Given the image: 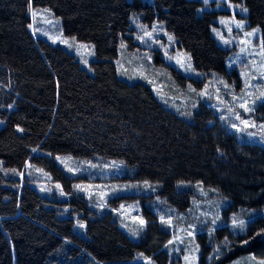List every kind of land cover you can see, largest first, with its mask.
Returning <instances> with one entry per match:
<instances>
[{"label":"trees","instance_id":"16d2710c","mask_svg":"<svg viewBox=\"0 0 264 264\" xmlns=\"http://www.w3.org/2000/svg\"><path fill=\"white\" fill-rule=\"evenodd\" d=\"M236 1L248 9V27H259L264 41V0ZM201 4L0 0V166L5 168L0 171V264H135L138 252L155 259L165 254L171 230L157 220L151 202H141L147 224L133 241L117 214L92 208L70 185L72 177L57 165V155L121 160L127 175L152 185L144 198L160 196L176 211L212 196L228 199L232 212L256 211L245 231L232 232L228 225L211 231L210 222L203 223L202 229L210 230L195 236L199 264H226L247 254L264 259V148L239 141L210 108L201 106L187 120L158 101L148 85L120 78L115 67L118 46L130 40V18L136 15L147 24L162 23L196 70L225 72L231 49L216 43L215 13L198 14ZM30 7L51 9L64 35L94 45L92 72L62 46L33 35ZM231 73L239 83L236 70ZM252 116L264 120V103ZM27 164L49 172L68 197L38 192L17 174Z\"/></svg>","mask_w":264,"mask_h":264},{"label":"rangeland","instance_id":"374dc122","mask_svg":"<svg viewBox=\"0 0 264 264\" xmlns=\"http://www.w3.org/2000/svg\"><path fill=\"white\" fill-rule=\"evenodd\" d=\"M196 1L202 3L198 7V14H202L204 11H212L215 13V18L213 19V24L211 25V34L216 43L225 49H231L225 64V72L198 71L194 68L192 59L191 64L195 71L191 73L184 71L179 67V65L175 64V61H169L165 57L163 49H161L158 44H152L151 41H149L148 44H151V47H149L148 44L141 43L140 40L136 38L137 36L143 34L141 32L140 25L147 26L148 30H151L152 26L155 24L162 25L161 34L155 37V39H158L161 42H167V36L163 35L164 32H167L170 35L173 34L166 30L162 23L154 22L147 24L139 20L136 15H132L130 20L134 32H132L131 38L128 42H123L126 45L125 48H121L122 42L119 44L117 49V57L114 60L118 76L129 83L141 82L148 85L158 101H160L165 107L171 109L175 113H178L180 116L185 117L189 121L193 120L192 114L201 106L210 108L215 114L217 121L228 131L235 133L239 141L258 144L264 148V129L256 127L248 128L243 131H236V129L232 128L231 125L237 124L243 127L240 125L239 120H236L231 116H229L227 120L221 119L222 116H228L226 110H220L224 109V105L213 107L212 105H217V100L214 96L209 98L201 97L196 94L197 92L203 90L205 85L210 81H214L215 79L219 78L229 84L230 89L224 88L221 84L214 83L210 91L214 90L215 88H220V94L222 98L229 103L232 102V95L229 94L230 91H234L237 96L243 95L245 77L242 75V73L247 70L249 71L250 75H255L256 73L252 72L253 65L251 64V61L253 59L259 61L260 58L258 56L254 57L247 54H241L240 49L243 46L236 41H233V43L229 45L223 44L212 31V29L215 28L221 31L225 38H230L227 28L224 24H221L220 21L230 20L233 16H235L237 21H243L244 31H252L253 29H257L259 27H248V9L247 12H242L240 8L235 7V5L239 4L243 8H246L239 1L208 0L207 4L204 3V0ZM229 3H231L232 7H229ZM33 13H35V15H33ZM29 15L31 18L30 30L35 37L43 38L52 44H58L62 46L76 57L81 67L92 72L90 64L96 59L93 44L81 42L73 37L64 35L61 28L60 18L47 7H30ZM232 36H235L238 39L243 38V32L237 29L234 24L232 25ZM54 39L55 42H53ZM63 40H67L68 44L63 43ZM258 40L262 41L260 31L258 33V38H253V45H256ZM169 51L172 54L183 52L187 55H190L186 50L178 46L176 37L175 44L169 49ZM249 51H251V49ZM145 54L150 55L152 58L150 65L144 59ZM85 61H87V64H85ZM140 65H145L144 71L148 79L141 78V76L137 73V69ZM232 69L236 70L239 83L232 75ZM213 74H215V76ZM149 79L154 80L155 84L149 83ZM251 83L253 85H264V80L256 79L252 80ZM238 84L239 86L237 87ZM189 85H191L193 89H196V92L190 91ZM158 89L162 90V95L158 94ZM261 90H264V88L259 90L255 88L248 89L249 92L253 93V96L246 97V99L249 100V106L254 107V111L259 104L264 103V98L257 99ZM253 101H255L254 104ZM235 111L239 112L243 119H248L252 122H255L257 125L264 124V120H257L254 116H252L254 111L251 113H245L243 109L240 108H236ZM1 125L2 124H0V127ZM249 133H254V135H249ZM56 157H71L72 159L68 161V164L72 167H76L77 164L84 161H91L93 164H96L97 167L89 168L85 166L81 171L73 174L69 172L65 165L61 163L60 160H57ZM54 160L57 165L62 168L67 176L72 177L70 185L74 189H77L75 186L78 184L84 186L91 185V192L99 193L100 191H103L107 193L104 195L103 200H101L99 194L90 196L88 192L81 191L90 201V206L92 208L112 211L113 213L117 214L121 221L120 227L130 236L133 241L139 240L141 233L140 231L144 229L147 224V221L142 214L141 202H143L144 205H147L149 202H151L150 205L153 207L150 210L157 213L158 221L161 222V216H164L165 218H172V227H169L165 224L171 230L169 236L170 239L165 243V254H160L158 258L155 259L152 257H147L142 253L144 257H147L151 260L152 264H189V262L185 260V257H189L190 259L195 257V259L192 261V264H199L201 246L195 236L203 230H206V232L210 230V228L202 229L201 226L203 223L209 221L210 225L212 226L211 231L215 229V225H228L232 232H236L241 231V229L239 227L233 228V217L247 222L257 216L256 211L253 210L247 212L239 211L245 213H236L232 212V210H227L230 201L228 199H221L216 196L209 197L206 199V201L200 200V202L194 203V205L188 207L186 211L181 212L176 211L175 208L169 206L160 196V198L157 196L144 198L148 194H151V191L148 187L144 186V182L136 181L125 173V164L121 160L103 159L100 157L86 160L74 157L72 155H57L54 157ZM113 161L116 163V166H111ZM27 165L25 169L20 172L23 175L19 176L21 178L25 176L31 180L30 182L32 186L38 192L48 197L58 198L59 200H64L68 197V193L63 188L62 184L58 181H53L52 175L49 172L38 166L32 165V167H27ZM35 169H42L43 171L37 172ZM4 170L5 168L0 166V171ZM57 184L61 186L64 195H61L60 189L56 188ZM42 188L48 190L42 191ZM113 189H115V191H113ZM200 194L204 196L205 192L202 193L200 190ZM122 205L124 206L123 208L121 207ZM217 216L219 219H216ZM134 217L142 218L146 222L145 225L141 227L138 220L133 219ZM214 219L216 220L215 224L212 223ZM217 220L220 221V223H217ZM79 223L80 221H77L76 226H78ZM245 229L246 226H244L243 231H245ZM189 231L194 233V237L188 236L187 233ZM169 241H173V243H169ZM197 246L199 247V251H196ZM140 254L141 252H138L135 255L133 263L145 264V261L140 257ZM252 257L255 256L251 254L239 255L226 264H258L260 260H264L260 258L253 260Z\"/></svg>","mask_w":264,"mask_h":264},{"label":"snow or ice","instance_id":"6c2138e0","mask_svg":"<svg viewBox=\"0 0 264 264\" xmlns=\"http://www.w3.org/2000/svg\"><path fill=\"white\" fill-rule=\"evenodd\" d=\"M204 3L207 4L208 0H204ZM229 7H232L231 3H229ZM235 7L240 8L242 12H247V8H243L241 5L237 4L235 5ZM33 15H35V13H33ZM221 24H224L225 27L227 28V32L229 34L230 38H225L224 34L213 28L212 31L216 34V36L218 37V39L221 40V42L225 45H229L231 43H233V41L238 42L240 45H242L243 47H241L240 51L241 54H247V55H251L254 57H259V61L253 59L251 61V64L253 65L252 68V72H255V75H250L249 71H245L244 73H242V75L245 77V83H244V89H243V95L237 96L234 91H230L229 94L232 95V102L229 103L227 101H225L221 94H220V88H215L214 90L212 89V85L214 83H218L223 85L224 88L226 89H230V85L227 84L225 81H223L222 79H215L214 81H210L208 84L205 85L204 89L201 90L200 92H197L196 94L201 96V97H209L212 98L213 96L215 97V99L217 100V105H212L213 107H216L218 105H224V109H220L221 111L226 110L228 113V116H222L221 119L227 120L229 118V116L233 117L236 120L240 121V125H242L243 127L237 125V124H232L231 127L236 129V131H243L245 129L248 128H256L259 127L261 129H264V124H260L257 125L255 122H252L248 119H243L241 117V114L239 112H236L235 109L236 108H240L243 109V111L245 113H251L254 111V107H250L249 106V100L246 99V97H252L253 93L249 92L248 89L250 88H255V89H262L264 88V85H253L251 83L252 80H256V79H260V80H264V41H259L256 45H253V38H258V33H259V28L257 29H253L252 31H244V23L243 21H237L235 19V16H233L230 20H221L220 21ZM235 25V27L237 29H239L240 31L243 32V38H237L235 36H232V25ZM141 28V32L143 33L142 35L137 36L136 38L138 40H140L141 43L144 44H148L149 41H151L152 44H158L159 47L161 49H163L164 51V55L165 57L169 60V61H175L176 65H179V67L181 69H183L186 72H194L195 70L192 68V64H191V57L190 55H187L186 53L183 52H177L175 54H172L169 49L171 47H173V45L175 44V37L173 35L168 34L167 32H164L163 35L167 36V42H161L158 39H155L156 36H159L161 34V30H162V25L160 24H155L152 26L151 30H148L147 26L144 25H140ZM53 42H55V39L53 40ZM65 44H68L67 40H63L62 41ZM149 47H151V44H148ZM86 47V46H84ZM126 45L122 42L121 43V48H125ZM251 49V51H249ZM144 59L148 62V64H151V56L148 54H145ZM85 64H87V61H85ZM145 65H140L137 69V73L141 76V78H145L148 79L147 75L145 74L144 71ZM215 76V74H213ZM149 83H153L155 84V81L152 79H149ZM189 90L192 92H196V89H193L191 87V85H189ZM158 94L162 95V90L158 89ZM264 98V90L260 91V95L259 97H257V99H261ZM255 103V101H253V104ZM195 106V105H193ZM9 107H12L11 105H9ZM3 121H0V124H2ZM17 131L19 132H23L24 129L17 127ZM249 135H254V133H249ZM37 151V149H33V152ZM57 160H60L61 163H63L65 165V167L67 168V170L73 174H76L78 171H81L85 166L89 167V168H95L97 167L96 164H93L91 161H84L81 162L79 164H77L76 167H72L69 166L68 161H70L72 158L68 157V158H61V157H56ZM0 164H2V162H0ZM111 166H116V163L113 161ZM27 167H32L31 164L27 165ZM107 167V165H106ZM15 171V170H12ZM35 171L37 172H42V169H35ZM18 175H23L22 173H17ZM46 175V174H45ZM50 179V177H49ZM181 184H183L184 182L181 181ZM144 186L145 187H152V185L145 181L144 182ZM78 190L80 191H85L88 192L89 195H95V194H99L100 199L103 200L104 195H106V192L100 191L99 193H93L91 192V185L88 186H84V185H76L75 186ZM198 187H200L201 192L203 193V187L202 185H198ZM56 188L60 189L61 195H64V192L61 188V186L59 184L56 185ZM42 191L48 190L45 188L41 189ZM113 191H115V189H113ZM103 206V205H101ZM122 208L124 207L123 205L121 206ZM134 220H138L139 225L141 227H143L145 225V221L142 218L139 217H134ZM216 219H219V217L217 216ZM161 223L168 225L169 227L173 226V221L171 217L165 218L164 216H161L160 218ZM213 224L216 223V220L214 219L212 221ZM232 225L233 228L239 227L241 229V231L244 230V226H245V222L243 220H238L237 218L233 217L232 220ZM79 227L83 228L85 227V225L83 223H79L78 225ZM213 231H215V229H213ZM262 232H264V230H262ZM188 236L190 237H194V233L192 231H189ZM257 235H261V233H257ZM253 239H255V237H253ZM227 238H225L224 243H227ZM169 243H173V241H169ZM244 243H249L248 240H245ZM196 251H199V247L197 246ZM217 251H219V249H217ZM140 257L144 259L145 264H152L151 260L147 257H144L143 254H140ZM195 259V257H192L191 259L189 257H185V260L187 262H189V264H192V261ZM253 260L256 259V257H252ZM258 264H264V260H260L258 262Z\"/></svg>","mask_w":264,"mask_h":264}]
</instances>
